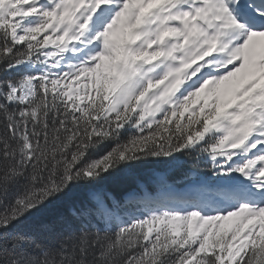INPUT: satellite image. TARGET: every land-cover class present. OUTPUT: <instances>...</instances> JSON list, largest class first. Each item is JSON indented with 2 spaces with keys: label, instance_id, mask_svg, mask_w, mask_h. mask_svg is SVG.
<instances>
[{
  "label": "snow or ice",
  "instance_id": "obj_1",
  "mask_svg": "<svg viewBox=\"0 0 264 264\" xmlns=\"http://www.w3.org/2000/svg\"><path fill=\"white\" fill-rule=\"evenodd\" d=\"M0 264H264V0H0Z\"/></svg>",
  "mask_w": 264,
  "mask_h": 264
},
{
  "label": "trees",
  "instance_id": "obj_2",
  "mask_svg": "<svg viewBox=\"0 0 264 264\" xmlns=\"http://www.w3.org/2000/svg\"><path fill=\"white\" fill-rule=\"evenodd\" d=\"M187 169H188V165L187 164L182 165V166H180L178 168H175L173 171L170 172L169 178L171 180H177L183 175V173L185 171H187ZM161 170H165V168L162 166ZM117 195H122V192L118 190L117 191ZM50 211H55V209L53 208Z\"/></svg>",
  "mask_w": 264,
  "mask_h": 264
}]
</instances>
